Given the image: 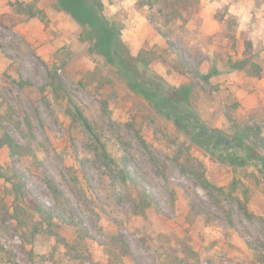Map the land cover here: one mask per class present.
Here are the masks:
<instances>
[{
  "label": "rangeland",
  "instance_id": "374dc122",
  "mask_svg": "<svg viewBox=\"0 0 264 264\" xmlns=\"http://www.w3.org/2000/svg\"><path fill=\"white\" fill-rule=\"evenodd\" d=\"M67 1L0 0V264H264V0H104L212 139Z\"/></svg>",
  "mask_w": 264,
  "mask_h": 264
},
{
  "label": "trees",
  "instance_id": "16d2710c",
  "mask_svg": "<svg viewBox=\"0 0 264 264\" xmlns=\"http://www.w3.org/2000/svg\"><path fill=\"white\" fill-rule=\"evenodd\" d=\"M85 10L81 11L79 3H72L67 1V6L70 8L73 15L81 21L83 24H88L93 27V36L92 43L99 44L102 48L105 47L109 51L111 59L114 61L116 67L122 72L125 77L126 82L129 84L130 88L138 92H146L147 94H153V99L157 101L166 100L171 102V108L177 112V114L186 117L184 119L191 128L194 125H191V122L196 123V126L203 129L202 134L206 138L212 139L214 135H210L205 126L201 124L199 116L195 113L191 107L187 97L184 94H181L178 89L174 88L171 84L165 81L163 78L158 76L152 70L142 67L140 63L138 64L136 60H131L127 53L125 52V47L120 42L118 36L114 35V28L109 24L106 16L104 14L105 4L104 0H85ZM78 5V7L76 6ZM84 13L88 15L87 19H84ZM83 16V17H82ZM117 33V32H116ZM75 108L76 117L81 121V123L96 137L99 138L98 133L96 132L92 122L87 117L83 109L75 102H73ZM166 104L165 106H169ZM4 143H8L11 148L14 150L17 147L10 135L5 133ZM215 144L214 149L219 146ZM230 148V147H228ZM227 148V149H228ZM245 153H252V149L249 147H243ZM219 151L223 152L222 149ZM230 153H225L227 156ZM121 173L124 176H127L125 173L126 170L120 167V164H117ZM110 264H114L111 262Z\"/></svg>",
  "mask_w": 264,
  "mask_h": 264
}]
</instances>
